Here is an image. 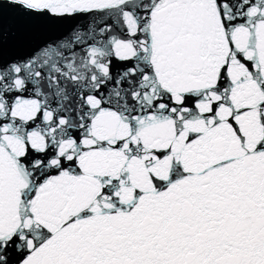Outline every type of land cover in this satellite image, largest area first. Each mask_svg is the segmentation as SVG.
Returning a JSON list of instances; mask_svg holds the SVG:
<instances>
[{"label":"snow or ice","instance_id":"obj_1","mask_svg":"<svg viewBox=\"0 0 264 264\" xmlns=\"http://www.w3.org/2000/svg\"><path fill=\"white\" fill-rule=\"evenodd\" d=\"M0 264H264V0H0Z\"/></svg>","mask_w":264,"mask_h":264},{"label":"water","instance_id":"obj_2","mask_svg":"<svg viewBox=\"0 0 264 264\" xmlns=\"http://www.w3.org/2000/svg\"><path fill=\"white\" fill-rule=\"evenodd\" d=\"M11 17H12V14L11 13H8L6 15V23H10L11 22Z\"/></svg>","mask_w":264,"mask_h":264}]
</instances>
